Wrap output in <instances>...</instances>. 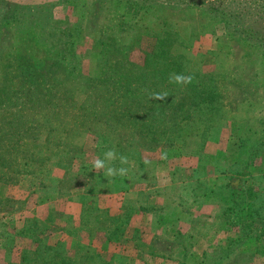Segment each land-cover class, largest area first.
Segmentation results:
<instances>
[{
    "label": "rangeland",
    "instance_id": "obj_1",
    "mask_svg": "<svg viewBox=\"0 0 264 264\" xmlns=\"http://www.w3.org/2000/svg\"><path fill=\"white\" fill-rule=\"evenodd\" d=\"M7 1L34 9L29 30L0 27V264H264V55L226 38L210 11L147 4L169 0ZM191 85L222 95L220 112L205 109V140L178 156L179 144L134 131L135 114L152 134L171 120L168 106L139 107L142 91L183 88L188 106ZM230 179L235 215L222 191L201 195Z\"/></svg>",
    "mask_w": 264,
    "mask_h": 264
},
{
    "label": "trees",
    "instance_id": "obj_2",
    "mask_svg": "<svg viewBox=\"0 0 264 264\" xmlns=\"http://www.w3.org/2000/svg\"><path fill=\"white\" fill-rule=\"evenodd\" d=\"M263 1V0H262ZM262 1L260 4H258V1L255 2L254 0H221V3L217 6H213L212 4H209L207 6L204 5V3L201 0H169L168 2L159 3V4H153V3H147L149 6L158 5L159 10H166L170 9L169 7L177 8H189L192 7H200V10H203L204 12L210 11V14L208 17L216 20L224 29V36L228 38L230 41H236L240 42L246 46H250L258 51L260 55H264V7L262 6ZM174 5V6H170ZM32 7H26L23 5H18L14 2H10L7 0H0V27L2 26H11L14 27L16 30H29L28 28L31 27V17L29 18L28 13L31 11ZM37 9V8H36ZM146 9V8H145ZM250 12L253 14L250 16ZM251 18V21L249 22ZM44 22H49L50 19L48 16H46L43 20ZM66 57L65 54H61V58ZM67 59V58H66ZM70 73H72L70 71ZM144 73L152 77H155L158 75L154 72H147L144 71ZM142 78V76H140ZM212 90V91H211ZM183 88H180L176 95L168 94L166 98L164 99H155V94H158V92H146L142 91V93H146V97H142L140 106L145 104L146 112L149 108L153 109L154 105H157L159 107L166 106L169 107V115H170V122L169 125L166 126H159L157 129L159 130L157 133L151 131V126L145 127V121L141 118V116H138L135 114V129L134 131L138 134H140V137L144 131L149 132L148 142H151V144H155L160 140H164L169 147L170 145H174L176 143L177 145L181 146L178 150H175V153L178 154V156L183 155V148L184 146L192 143L193 141H201L202 139L205 140L207 134V128L205 127L204 122V115L205 109H212L216 112L221 111L222 107V95L218 92V90L214 87L207 86V90L201 89L198 85H191L187 90V94H190L191 96H188V99L190 101L188 106H182L177 103V99L181 98ZM185 92V94H186ZM221 99V101H220ZM172 100V103L169 102ZM214 100L216 102L213 106H207L202 103H212ZM199 106H201L199 108ZM144 109V108H143ZM159 110V108H156ZM181 110V112L179 111ZM144 111V110H143ZM166 111V110H165ZM152 111H149V116L152 115ZM129 116L132 114V112L128 113ZM157 118H154V121H156ZM207 123V122H206ZM139 126L141 127L139 129ZM210 131L211 129L208 128ZM262 140H258L256 142L257 149L262 150L264 148V127L262 128ZM147 137V134H144ZM147 139V138H145ZM199 144L198 146H201ZM202 151V148L199 149L198 153ZM174 152H172L173 155H175ZM255 152H253L254 156ZM168 155V154H167ZM170 155V156H169ZM167 158H170L171 154H169ZM192 155V154H190ZM196 155H198L196 153ZM259 158H264V154H261ZM254 162L253 160L246 164V167H251V163ZM244 166V165H242ZM244 167V169H246ZM130 174H126L124 176L116 175L113 177V180H122L125 179V182L127 181V187L131 186L133 182L130 180L129 176ZM241 177V176H240ZM220 186L217 188V190H207L206 188L202 189V197H207L208 200H210L211 195H215L218 192L222 191L227 196V202L230 204L228 207V211L230 212V215L239 213L237 210V204L235 202L236 197V186L230 185L231 183ZM127 190V188H126ZM256 198V197H255ZM249 208L254 207V202L251 204V206H248ZM110 217V216H109ZM112 217V216H111ZM110 217V218H111ZM118 217V216H113ZM107 218V219H106ZM95 221H98V217L95 218ZM106 222L103 226H100L102 228H105L106 226L111 225V219H109L106 215L105 219ZM232 223V222H231ZM155 226H159L160 231H164V220L160 221L158 220L155 224ZM124 226V225H123ZM122 228V226H121ZM121 230V229H120ZM244 232L251 233V231L247 228L242 229ZM252 234V233H251ZM250 234V235H251ZM109 235V233H108ZM250 235L245 238V234H241L235 242L238 243H244V240L249 239Z\"/></svg>",
    "mask_w": 264,
    "mask_h": 264
},
{
    "label": "clouds",
    "instance_id": "obj_3",
    "mask_svg": "<svg viewBox=\"0 0 264 264\" xmlns=\"http://www.w3.org/2000/svg\"><path fill=\"white\" fill-rule=\"evenodd\" d=\"M192 79L193 78L191 76L185 77L183 75H176L174 82L178 83V84H188V83L192 82ZM170 82H172L171 77H170ZM166 95H167L166 93L163 95L155 94L154 98L162 100L166 97ZM104 156H106L109 159H113V160H115L117 158L116 152L114 149H110L107 152H105ZM119 159H120L121 164H127L128 163V159L125 156H120ZM105 166H106L105 160H101V159L97 158L93 161V168L96 170L103 169V168H105ZM127 171L128 170L126 168H123V167L119 168L118 171L113 167H109L108 170L105 172V176H113V175H117V174L124 176L127 174Z\"/></svg>",
    "mask_w": 264,
    "mask_h": 264
},
{
    "label": "crops",
    "instance_id": "obj_4",
    "mask_svg": "<svg viewBox=\"0 0 264 264\" xmlns=\"http://www.w3.org/2000/svg\"><path fill=\"white\" fill-rule=\"evenodd\" d=\"M163 205H164V204H161L162 207H167V206H168V205H165V206H163ZM201 206H202V207H207V206H212V205L208 203V204H204V205H201ZM159 210H160V209H159ZM117 211H118V212H113L111 215H112V216H116L117 214H121V210H117ZM171 211H172V210H171ZM143 214L148 215V213H143ZM143 217H144V216H143ZM194 219H196L195 216H193L192 219H190V222H188V223H191ZM147 220H148V217H147ZM188 225H189V224H188ZM163 226L166 227L167 232L170 231L171 228H170V226L168 225V221H167V220L164 221V225H163ZM168 228H170V229H168ZM178 230H179V229H175V228H174V229H171V231H172V232H175V233H176ZM151 233H152V235L154 236L155 234L158 233V231H157V229H155V230H154L153 232H151ZM154 233H155V234H154ZM172 237H173V233H172ZM172 237H171V238H172Z\"/></svg>",
    "mask_w": 264,
    "mask_h": 264
}]
</instances>
